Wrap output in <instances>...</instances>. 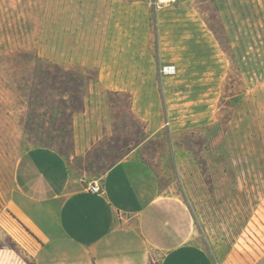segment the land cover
Masks as SVG:
<instances>
[{"label":"rangeland","instance_id":"obj_1","mask_svg":"<svg viewBox=\"0 0 264 264\" xmlns=\"http://www.w3.org/2000/svg\"><path fill=\"white\" fill-rule=\"evenodd\" d=\"M22 53L95 76L83 110L61 120ZM33 147L86 183L130 154L181 204L187 244L264 264V0H0V182ZM15 226L0 194V247Z\"/></svg>","mask_w":264,"mask_h":264},{"label":"crops","instance_id":"obj_2","mask_svg":"<svg viewBox=\"0 0 264 264\" xmlns=\"http://www.w3.org/2000/svg\"><path fill=\"white\" fill-rule=\"evenodd\" d=\"M96 85L112 88L100 73ZM92 181L97 194L51 148L18 156L0 182L16 223V248L0 247V264H213L185 242L190 224L179 201L157 196L150 170L130 154Z\"/></svg>","mask_w":264,"mask_h":264},{"label":"trees","instance_id":"obj_3","mask_svg":"<svg viewBox=\"0 0 264 264\" xmlns=\"http://www.w3.org/2000/svg\"><path fill=\"white\" fill-rule=\"evenodd\" d=\"M21 58L26 61L25 65L32 62L30 69L38 76H44L48 82V89L60 96L61 106L58 108V116L61 120L65 122L74 113L83 110L85 93L95 76L88 77L86 80L82 74H74L69 68L50 62H41L36 57L29 60L26 53H22Z\"/></svg>","mask_w":264,"mask_h":264},{"label":"built area","instance_id":"obj_4","mask_svg":"<svg viewBox=\"0 0 264 264\" xmlns=\"http://www.w3.org/2000/svg\"><path fill=\"white\" fill-rule=\"evenodd\" d=\"M162 75H173L175 73V67L173 65H166L161 68ZM87 190L91 193L97 194L100 192V187L97 181H92L87 184Z\"/></svg>","mask_w":264,"mask_h":264},{"label":"bare ground","instance_id":"obj_5","mask_svg":"<svg viewBox=\"0 0 264 264\" xmlns=\"http://www.w3.org/2000/svg\"><path fill=\"white\" fill-rule=\"evenodd\" d=\"M164 1H169V0H164Z\"/></svg>","mask_w":264,"mask_h":264}]
</instances>
